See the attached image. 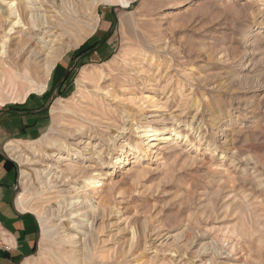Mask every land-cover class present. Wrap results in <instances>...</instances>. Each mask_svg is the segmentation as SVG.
<instances>
[{
    "label": "rangeland",
    "instance_id": "obj_1",
    "mask_svg": "<svg viewBox=\"0 0 264 264\" xmlns=\"http://www.w3.org/2000/svg\"><path fill=\"white\" fill-rule=\"evenodd\" d=\"M33 1L50 48L0 96L45 127L2 147L41 224L25 264H264V0ZM147 125L171 142L120 156Z\"/></svg>",
    "mask_w": 264,
    "mask_h": 264
},
{
    "label": "crops",
    "instance_id": "obj_2",
    "mask_svg": "<svg viewBox=\"0 0 264 264\" xmlns=\"http://www.w3.org/2000/svg\"><path fill=\"white\" fill-rule=\"evenodd\" d=\"M43 129L42 123L16 110L0 112V222L10 245L0 250V264H25L37 252L41 234L39 219L19 201L17 168L4 156L2 147Z\"/></svg>",
    "mask_w": 264,
    "mask_h": 264
},
{
    "label": "bare ground",
    "instance_id": "obj_3",
    "mask_svg": "<svg viewBox=\"0 0 264 264\" xmlns=\"http://www.w3.org/2000/svg\"><path fill=\"white\" fill-rule=\"evenodd\" d=\"M34 2H36V1H33V0L29 1L28 0V4L31 5L29 10L32 12H36L37 11L36 7H38L37 4H35ZM120 2H121V4L126 5L128 1L127 0H121ZM21 3L16 2V0H11V1L9 0L8 4H7V5H9V7L7 8L8 11H5V12L0 11V96L2 95L1 93H2L3 89H5V88L13 89V88L19 87L21 85V82L19 80H21V76L23 74H22V71L19 70L20 66L17 63H18V60L22 59L23 56L26 54V51L28 52L29 48H31V41H35V45L32 44L35 46V48H33L30 51V54L34 58L35 57L36 58H42L43 56L46 57V52L50 48L49 44L51 43V40L49 39V37H47L46 35H44L41 38L37 37V32L40 30L39 28H43V26H44L42 23H40V20H41V18L39 16L40 12L39 11H38L39 13L36 12L37 14L34 13L35 15H33V17H32L33 26H31V24H30V26L28 28H25L27 26V24H26L27 19L24 16L25 7L23 8ZM172 5H175V4H172ZM24 6H25V3H24ZM28 6H27V8H28ZM126 6H124V7H126ZM27 11H28V9H27ZM21 34L27 36L30 39V44L28 45L26 50H21L18 54L14 55L13 52L9 48L14 44L16 39H19ZM18 44H20V43H18ZM38 48H40V49H38ZM20 69H21V67H20ZM49 70H51L50 66L48 68V73H46V76L44 75L45 78L48 76ZM42 85H44V84H42ZM215 124L217 125L218 123L216 122ZM124 132H125V130H124ZM165 132H167L166 127L161 126V127L154 128L151 125L144 126L141 129H139L138 133L141 134L140 136L142 137V139H144L143 141L147 142L146 145L145 144H140L137 146L135 145L136 148H129V147L125 148L124 147V148L119 149L118 152L121 153L120 156L127 158L128 156L135 155L136 153L138 154L139 153V150H138L139 146H141L142 148L145 147V149L143 148L145 151H144V153H140L139 155L140 156L142 155L144 157H147V156L149 157L151 155L150 153L153 151V149L151 150V148H156L159 145V143L163 144L165 142L172 140L171 137L168 135L169 133L165 134ZM79 135H81V134H79ZM74 158L79 159V158H81V156H79V153H78V154H75ZM59 159L64 160L65 157H63L61 155L59 157ZM86 159H89V157L85 158V160ZM120 160H121V158L120 159L114 158L111 161L112 164L109 165V167L115 168L116 166H118L120 164ZM88 185L92 188L93 192H96L99 188H101L104 185V183L101 179L100 181L89 182ZM75 215L76 214H74L73 218H76ZM79 223L80 222L73 221L72 225L75 228V226L78 225Z\"/></svg>",
    "mask_w": 264,
    "mask_h": 264
},
{
    "label": "built area",
    "instance_id": "obj_4",
    "mask_svg": "<svg viewBox=\"0 0 264 264\" xmlns=\"http://www.w3.org/2000/svg\"><path fill=\"white\" fill-rule=\"evenodd\" d=\"M6 230L2 223L0 222V250L2 249H8L9 244L6 242Z\"/></svg>",
    "mask_w": 264,
    "mask_h": 264
}]
</instances>
